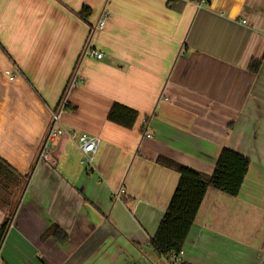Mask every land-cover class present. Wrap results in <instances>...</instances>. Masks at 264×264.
<instances>
[{"label":"crops","instance_id":"0c3cea01","mask_svg":"<svg viewBox=\"0 0 264 264\" xmlns=\"http://www.w3.org/2000/svg\"><path fill=\"white\" fill-rule=\"evenodd\" d=\"M63 100L64 127L100 138L90 168L69 133L39 158ZM115 102L132 128L108 120ZM223 148L248 173L236 197L208 189L179 259L264 264V0H0V158L17 174L0 264H167L150 240L179 174L156 158L212 174ZM54 226L66 242L43 238Z\"/></svg>","mask_w":264,"mask_h":264},{"label":"trees","instance_id":"16d2710c","mask_svg":"<svg viewBox=\"0 0 264 264\" xmlns=\"http://www.w3.org/2000/svg\"><path fill=\"white\" fill-rule=\"evenodd\" d=\"M91 14V9L84 7L79 16L88 22ZM260 66L261 60L255 59L251 62L250 70L257 73ZM67 108H70L69 105H67ZM138 115L137 110L115 102L109 110L108 120L121 126L132 128L138 119ZM148 120L146 117L145 121ZM141 130L145 133V126ZM156 161L174 169L179 174V180L158 229L150 240V246L160 256L164 257L167 263H175L178 260V264H190L179 258L206 192L209 188H214L230 196H238L248 173L251 160L248 156L238 151L223 148L220 151L212 174L204 173L163 155L158 156ZM13 177H17V174H14V170L10 165L0 158V187L5 189V191L1 190L0 197L6 198L4 203H7L9 207L13 205L12 195L14 193L11 190L10 182ZM15 207L14 205L13 209L11 208L9 215L1 225L0 248L12 224ZM48 236H53L61 243L68 240L67 233L59 226L49 228L43 238Z\"/></svg>","mask_w":264,"mask_h":264},{"label":"built area","instance_id":"2783aa9c","mask_svg":"<svg viewBox=\"0 0 264 264\" xmlns=\"http://www.w3.org/2000/svg\"><path fill=\"white\" fill-rule=\"evenodd\" d=\"M109 10L104 9L102 12V15L100 19L97 21V23L94 25L95 29H102L105 26L106 19L109 15ZM84 54L89 57H94L97 59L103 58L104 54L102 52H99L95 49H93L90 45L86 47L84 50ZM10 74V72H8ZM16 74H11L10 79L13 80L15 78ZM79 77L77 74H74L71 83L75 84L77 83ZM67 110V102L66 100H63L61 104L58 106L57 109H55L52 112L50 125L48 127L46 136L42 142L41 150L39 158L43 160H49L50 159V152L53 147V144L55 141L64 133H69V135L73 138H76L77 145L81 151L82 157H81V163L84 166L92 167L94 165V158L96 155V152L98 150L99 144H100V138L98 136L94 135H88V134H81L79 136H75L72 131H68L61 120L62 112ZM148 125V121H144L145 128ZM145 136L152 137L150 133H147L145 131ZM124 189H121L118 192H115L113 195L115 198H122V195L124 193ZM183 252V251H182ZM181 252V254H182ZM167 264H174V263H167Z\"/></svg>","mask_w":264,"mask_h":264},{"label":"rangeland","instance_id":"374dc122","mask_svg":"<svg viewBox=\"0 0 264 264\" xmlns=\"http://www.w3.org/2000/svg\"><path fill=\"white\" fill-rule=\"evenodd\" d=\"M90 16H91V15H90ZM92 21L94 22V19H93ZM12 204H13V205H12ZM12 204H11L12 207L10 206V210H11V208L13 209L14 205L16 204L15 201H14Z\"/></svg>","mask_w":264,"mask_h":264}]
</instances>
